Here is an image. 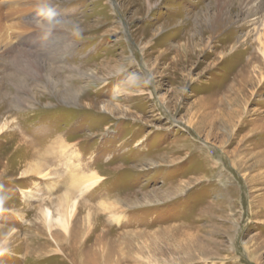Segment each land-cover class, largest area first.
Here are the masks:
<instances>
[{
	"label": "rangeland",
	"instance_id": "374dc122",
	"mask_svg": "<svg viewBox=\"0 0 264 264\" xmlns=\"http://www.w3.org/2000/svg\"><path fill=\"white\" fill-rule=\"evenodd\" d=\"M224 1L0 0V264H264V0Z\"/></svg>",
	"mask_w": 264,
	"mask_h": 264
},
{
	"label": "bare ground",
	"instance_id": "6f19581e",
	"mask_svg": "<svg viewBox=\"0 0 264 264\" xmlns=\"http://www.w3.org/2000/svg\"><path fill=\"white\" fill-rule=\"evenodd\" d=\"M222 1H224V0H222ZM258 1L259 0H244V7H243V11L245 12V10H249L250 11V9L252 8V7H254L257 3H258ZM226 4V2L224 1V3L222 4V5H225ZM257 7V6H256ZM261 7V6H260ZM2 8V9H1ZM223 8H224V6H220L219 7V13H221L222 11H223ZM262 8H264V4L262 5ZM3 13V7H1V5H0V15ZM257 14H258V10L256 9V8H252V10H251V12L250 13H247V15H246V17H255V16H257ZM7 18H9V16H7ZM247 18V19H248ZM2 20V19H1ZM1 20H0V24H2L1 23ZM175 20V19H174ZM254 20L255 19H252V21H251V23H252V25H255V22H254ZM178 21V20H177ZM176 21V22H177ZM175 22V23H176ZM259 22V21H258ZM250 23V22H249ZM165 25V24H164ZM169 25V24H168ZM263 25V24H262ZM2 27V26H1ZM169 27V26H168ZM1 29V28H0ZM1 31V30H0ZM171 31V30H170ZM208 32L207 31H202V33H201V39H202V41L204 42V43H210L211 44V42H213V40L215 39V37H213L212 35L211 36H209V38L207 39V38H205V35H208L207 34ZM213 33H214V31H213ZM262 35V37H260V38H258V42H259V45H260V50H261V53H262V55H263V57H264V40H263V34H261ZM189 36V35H188ZM193 39L194 38H192V39H188V40H186V41H188V43L186 44V45H184V46H179V48L177 49V50H180V52H182V54H183V57L185 58H187L188 60L190 59V62L189 63H191L193 60H194V57H196V55H197V53H195V52H192L193 50L191 49V47H195V42H194V44L192 43V41H193ZM249 39V38H248ZM210 40H212L211 42H210ZM195 41V40H194ZM214 43V42H213ZM248 45V44H247ZM250 48V47H249ZM189 52V53H188ZM202 52V51H201ZM248 52V51H247ZM198 56V55H197ZM253 56H254V54H253ZM179 57H180V54H179ZM181 59H183L182 57L180 58V60H178L177 61V63L178 64H180L181 62ZM254 59V58H253ZM253 59H252V61H253ZM256 59H258V57L257 58H255L254 60H256ZM185 61V60H184ZM250 61V60H249ZM180 62V63H179ZM183 63V62H182ZM184 64V63H183ZM246 65H247V63H245ZM249 64V63H248ZM261 64V63H260ZM176 66H179V65H176ZM242 66V65H241ZM247 67V66H246ZM255 68V67H254ZM51 69V68H50ZM18 71L20 72V73H24L23 75H25V76H27V77H32V78H35V79H43V74L41 73L42 72V70H41V68L39 67V65L37 66V67H34L33 66V69H30V68H28V67H26L25 69H23L21 66L20 67H18ZM54 71V70H53ZM261 71V70H260ZM55 72V71H54ZM54 74V73H53ZM17 75V74H16ZM51 75H52V73H51ZM12 76V75H11ZM12 78H14V77H12ZM16 78V77H15ZM30 79V78H29ZM49 79V78H48ZM13 80V79H12ZM236 80V79H235ZM65 82H67V80L65 81ZM248 82V81H247ZM21 83V82H20ZM3 85V84H2ZM24 85V84H23ZM1 87H3V86H1ZM225 90V89H224ZM223 90V91H224ZM9 91V90H8ZM67 91L68 92H70V93H74V91H72L70 88L69 89H67ZM240 91V90H239ZM22 92V91H21ZM240 93V92H239ZM7 94V93H6ZM60 94H62V93H60ZM11 95V94H10ZM45 96V95H44ZM71 96V95H70ZM232 96V95H231ZM6 98V97H5ZM31 98V97H30ZM60 98V97H59ZM18 99V98H17ZM25 99H27V98H25ZM29 99V98H28ZM33 100V99H32ZM42 100V99H41ZM240 100V99H239ZM11 101V100H10ZM217 101V100H216ZM18 102V101H17ZM27 102V101H26ZM39 102H41V101H39ZM60 102V101H59ZM235 102V101H234ZM15 103V102H14ZM46 103V102H45ZM50 103V102H49ZM63 103V102H62ZM239 103V102H238ZM19 104V103H18ZM20 104H22L21 102H20ZM236 104V103H235ZM14 105V104H13ZM26 105V104H25ZM22 106V105H21ZM44 106V105H43ZM2 107V106H1ZM5 107V106H4ZM26 107V106H25ZM11 108H13V107H11ZM65 108V107H64ZM200 109V108H199ZM205 109V108H204ZM7 110V109H6ZM13 110V109H12ZM64 110V109H63ZM231 110V109H230ZM240 110V109H239ZM10 111V110H9ZM17 111V110H16ZM203 111V110H202ZM6 112V111H5ZM34 113V112H33ZM36 113V112H35ZM43 113V112H42ZM38 114V113H37ZM39 114H40V112H39ZM35 115V114H34ZM50 115V114H49ZM42 117H44V116H42ZM49 117V116H48ZM23 118V117H22ZM34 119V118H33ZM227 120V119H226ZM213 121V120H212ZM215 123V122H214ZM212 125V124H211ZM15 133H16V131H15ZM19 133V132H18ZM13 135V134H12ZM15 135V134H14ZM17 136V135H16ZM23 136V135H22ZM17 137H20V136H17ZM34 137V136H33ZM36 138V137H35ZM23 139H24V141H28L25 137H23ZM17 140V139H16ZM29 140H30V138H29ZM10 141V140H9ZM14 141V140H13ZM31 141V140H30ZM35 141V140H34ZM19 143V142H18ZM28 143V142H27ZM37 143V142H36ZM42 143V142H41ZM64 142L63 141H58V142H54V143H52L51 144V146H50V148H49V150H48V154H55V155H58L59 157H63L64 156V154H66L65 152H67V151H65L64 150V148L66 147L64 144H63ZM14 144V143H13ZM23 144V143H22ZM21 144V145H22ZM30 144V146H32L33 147V145H35V144H31V143H29ZM28 145V144H27ZM43 146H45V145H43ZM10 147V146H9ZM12 147V146H11ZM10 147V148H11ZM20 147V146H19ZM29 147V146H28ZM25 148V147H24ZM31 148V147H30ZM48 147H46V149H47ZM40 149V148H39ZM42 149H44V148H42ZM21 150H23V149H20V151ZM34 150V149H33ZM19 151V150H18ZM30 151V150H29ZM65 151V152H64ZM23 152V151H22ZM47 152V151H46ZM9 153V152H8ZM15 153H17V152H15ZM30 153V152H29ZM28 153V154H29ZM27 154V155H28ZM36 154V153H35ZM13 155V154H12ZM20 155V154H19ZM15 156V155H14ZM18 156V155H17ZM36 157V156H35ZM47 157V156H46ZM69 157V156H68ZM39 158V157H38ZM9 159V158H8ZM29 159V158H28ZM27 159V160H28ZM13 160V159H12ZM11 160V162L14 164V162ZM15 160V159H14ZM16 160H17V158H16ZM49 160V159H48ZM9 161H10V159H9ZM19 161V160H18ZM20 161H21V159H20ZM24 161V160H23ZM27 162V161H26ZM32 162V161H31ZM18 163V162H17ZM30 163V162H29ZM21 165V164H20ZM43 165H44V163H42V162H38L37 164H35V165H33L28 171H27V173H30L31 172V174H33L34 176L35 175H37V176H40V175H43L44 174V167H43ZM7 166V165H6ZM11 166V165H10ZM10 166H8V167H10ZM11 168H12V166H11ZM28 168V167H27ZM26 168V169H27ZM11 171V170H10ZM15 171V170H14ZM5 172V171H4ZM24 173V172H23ZM26 173V174H27ZM25 174V175H26ZM71 174H74L73 172H71ZM50 175H52V174H44V176H45V178H47V177H49ZM3 176H5V175H3ZM6 176H7V174H6ZM33 177V176H32ZM70 177V176H69ZM72 178H73V176H72ZM90 181H93V185L94 184H96L97 182H98V177H96V176H92L91 177V179H90ZM76 208H77V203H76V201H73L72 200V198L71 197H68V196H66L62 201H61V204H60V209H59V217H58V219H56V220H53V217H52V214H51V212H50V210L49 209H45V210H43V213H42V215H43V219H44V223H45V225H47L49 228H51L52 227V225H57L59 228H61L65 233H67L68 232V229H69V226L71 225L70 224V222H71V220H72V218L74 217V215H75V213H76Z\"/></svg>",
	"mask_w": 264,
	"mask_h": 264
}]
</instances>
